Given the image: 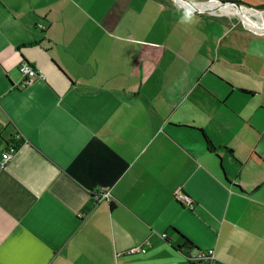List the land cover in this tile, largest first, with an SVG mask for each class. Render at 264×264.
<instances>
[{
  "label": "crops",
  "instance_id": "obj_1",
  "mask_svg": "<svg viewBox=\"0 0 264 264\" xmlns=\"http://www.w3.org/2000/svg\"><path fill=\"white\" fill-rule=\"evenodd\" d=\"M220 3L0 0V264H264L263 24Z\"/></svg>",
  "mask_w": 264,
  "mask_h": 264
},
{
  "label": "built area",
  "instance_id": "obj_2",
  "mask_svg": "<svg viewBox=\"0 0 264 264\" xmlns=\"http://www.w3.org/2000/svg\"><path fill=\"white\" fill-rule=\"evenodd\" d=\"M20 72L24 75L27 80H32L35 77H43V73L39 72L29 61H23L19 65ZM17 142L9 143L7 148H5L0 155V166L5 167L7 163L13 158L15 152L17 151ZM99 193H95V196H99ZM175 197L177 200L184 203L186 206L193 208L196 204L195 199L187 192L178 188L175 190ZM165 235V234H164ZM146 248L143 245L133 246L128 249V253L144 252ZM214 249H201L196 253L192 254L193 260L196 264H217L214 255Z\"/></svg>",
  "mask_w": 264,
  "mask_h": 264
},
{
  "label": "rangeland",
  "instance_id": "obj_3",
  "mask_svg": "<svg viewBox=\"0 0 264 264\" xmlns=\"http://www.w3.org/2000/svg\"><path fill=\"white\" fill-rule=\"evenodd\" d=\"M204 3L206 4L207 1H204ZM214 4L215 3L212 2L210 3V6H213ZM214 8L217 10L216 6ZM223 8H225V11L231 12V14H229L232 18V21L237 23L238 25L247 26L257 21L263 24V26L258 27V30H264V0L259 1L255 4H247L245 2H240L239 0H237L236 2H226L222 4V9Z\"/></svg>",
  "mask_w": 264,
  "mask_h": 264
},
{
  "label": "trees",
  "instance_id": "obj_4",
  "mask_svg": "<svg viewBox=\"0 0 264 264\" xmlns=\"http://www.w3.org/2000/svg\"><path fill=\"white\" fill-rule=\"evenodd\" d=\"M204 136L206 138V142H207L208 147L210 149L214 148L215 145L211 142V140L207 137V135H205V133H204ZM181 248L185 251V255L188 257V260L191 263L196 264V262L192 258V254L193 253H196L197 251H200L201 249H196V251H194V252L191 253V250H193L194 247H193L192 242L188 238H186L185 244L182 245Z\"/></svg>",
  "mask_w": 264,
  "mask_h": 264
},
{
  "label": "clouds",
  "instance_id": "obj_5",
  "mask_svg": "<svg viewBox=\"0 0 264 264\" xmlns=\"http://www.w3.org/2000/svg\"><path fill=\"white\" fill-rule=\"evenodd\" d=\"M181 20L183 22H190L191 21V15L188 12H185L182 16H181Z\"/></svg>",
  "mask_w": 264,
  "mask_h": 264
},
{
  "label": "water",
  "instance_id": "obj_6",
  "mask_svg": "<svg viewBox=\"0 0 264 264\" xmlns=\"http://www.w3.org/2000/svg\"><path fill=\"white\" fill-rule=\"evenodd\" d=\"M222 4L226 3V2H236V0H220ZM220 3V4H221ZM221 4V6H222ZM220 6V5H219Z\"/></svg>",
  "mask_w": 264,
  "mask_h": 264
},
{
  "label": "bare ground",
  "instance_id": "obj_7",
  "mask_svg": "<svg viewBox=\"0 0 264 264\" xmlns=\"http://www.w3.org/2000/svg\"><path fill=\"white\" fill-rule=\"evenodd\" d=\"M242 13H244V12H242ZM245 15V14H244ZM246 16V15H245ZM247 17V16H246Z\"/></svg>",
  "mask_w": 264,
  "mask_h": 264
}]
</instances>
